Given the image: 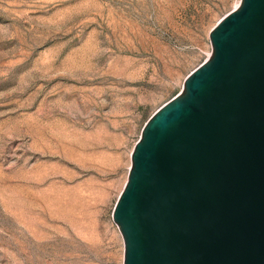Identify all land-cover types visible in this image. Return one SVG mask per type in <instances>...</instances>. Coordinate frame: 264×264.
Returning a JSON list of instances; mask_svg holds the SVG:
<instances>
[{
  "label": "rangeland",
  "instance_id": "obj_1",
  "mask_svg": "<svg viewBox=\"0 0 264 264\" xmlns=\"http://www.w3.org/2000/svg\"><path fill=\"white\" fill-rule=\"evenodd\" d=\"M241 0H0V264H123L147 121Z\"/></svg>",
  "mask_w": 264,
  "mask_h": 264
},
{
  "label": "water",
  "instance_id": "obj_2",
  "mask_svg": "<svg viewBox=\"0 0 264 264\" xmlns=\"http://www.w3.org/2000/svg\"><path fill=\"white\" fill-rule=\"evenodd\" d=\"M209 39L133 148L112 213L123 264H264V0H241Z\"/></svg>",
  "mask_w": 264,
  "mask_h": 264
}]
</instances>
